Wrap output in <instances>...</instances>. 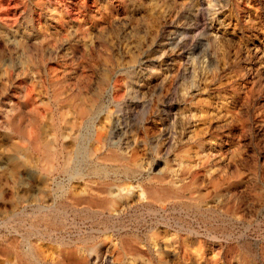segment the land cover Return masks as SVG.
I'll use <instances>...</instances> for the list:
<instances>
[{"label":"rangeland","instance_id":"rangeland-1","mask_svg":"<svg viewBox=\"0 0 264 264\" xmlns=\"http://www.w3.org/2000/svg\"><path fill=\"white\" fill-rule=\"evenodd\" d=\"M84 261L264 264V0H0V264Z\"/></svg>","mask_w":264,"mask_h":264},{"label":"bare ground","instance_id":"bare-ground-1","mask_svg":"<svg viewBox=\"0 0 264 264\" xmlns=\"http://www.w3.org/2000/svg\"><path fill=\"white\" fill-rule=\"evenodd\" d=\"M87 73V72H86ZM89 74V72H88ZM113 75V74H112ZM21 110V108H20ZM38 112V111H37ZM98 112V111H97ZM101 112V111H100ZM15 113V112H14ZM40 113V112H39ZM39 113L37 115H39ZM90 115V113L88 114ZM17 116V115H16ZM98 116V115H97ZM9 117V116H8ZM95 117V115H94ZM15 118V117H14ZM37 118V117H36ZM90 118V117H89ZM39 119V118H38ZM8 120V119H7ZM16 120V119H15ZM37 120V119H36ZM96 121V118L94 119ZM94 120L92 121V119L88 120L87 123H86V131L78 137V146H77V151H76V157L74 158H71L72 161H74L75 165L77 166H74V165H71L69 164L63 171L69 175L68 178H70V180H73V179H84L86 180V176L87 177H90L89 173L85 174L84 171H82V163L83 161L86 159V157L88 155H95V153L97 152V150H95L94 148H92V151H91V147L89 146L88 144V140L89 141H92V139H94V141L96 142V144H103L105 142V139H104V133L102 132V130H99L97 129V131L94 133L92 131V127L94 126ZM22 121V120H21ZM15 122V121H14ZM98 123V122H97ZM96 123V124H97ZM39 124V122H38ZM93 124V125H92ZM14 126V129H17L18 133H22L21 131V128L18 127L17 125H13ZM21 126V125H20ZM97 126V125H96ZM39 134H40V128L37 126V125H34V130H33V133L32 135L28 138V140L30 141V143L34 146H37L38 145V141H39ZM81 134V133H80ZM79 134V135H80ZM126 144V143H125ZM102 146V145H101ZM103 148V147H102ZM100 150V149H99ZM97 154V153H96ZM74 155V154H73ZM118 159V158H117ZM87 160V159H86ZM78 163V164H77ZM85 168V167H84ZM86 170V169H85ZM94 173L99 174V170L98 169H95L94 170ZM92 177V176H91ZM69 180V179H68ZM94 180V179H93ZM111 182V181H110ZM109 182V183H110ZM100 183V182H99ZM107 183V182H106ZM93 188V187H92ZM95 188V187H94ZM93 188V189H94ZM162 192V190H161ZM88 193V192H86ZM175 193V192H174ZM91 194V193H89ZM151 194L153 195H156L158 193L156 192H152ZM164 194L166 195H170L171 193L170 192H164ZM83 198H85V196H83ZM86 199V198H85ZM87 202L88 203H93L95 202L93 200L92 197H89L87 198ZM96 199V198H95ZM114 200V199H113ZM105 202V203H104ZM106 203H108V201H103V202H100L101 205H106ZM67 211V210H66ZM89 213V212H88ZM19 214V213H18ZM29 227V226H28ZM15 228V227H14ZM19 228V227H18ZM16 246H14L15 248ZM12 250V249H11ZM15 253L17 255V257L22 260L20 257H19V252H18V249L15 248ZM90 258V257H89ZM73 264V263H72ZM78 264V263H77ZM81 264H87L86 261L84 262H81Z\"/></svg>","mask_w":264,"mask_h":264}]
</instances>
